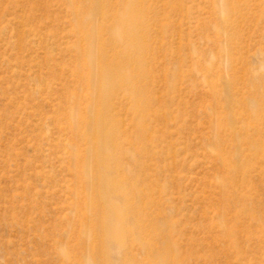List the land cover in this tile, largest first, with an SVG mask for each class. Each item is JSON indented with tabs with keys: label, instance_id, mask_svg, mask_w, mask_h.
Wrapping results in <instances>:
<instances>
[{
	"label": "rangeland",
	"instance_id": "obj_1",
	"mask_svg": "<svg viewBox=\"0 0 264 264\" xmlns=\"http://www.w3.org/2000/svg\"><path fill=\"white\" fill-rule=\"evenodd\" d=\"M93 1L0 0V264H264V0ZM127 2L144 21L145 117L122 88L96 100L101 42L104 67L135 65L120 56ZM98 110L126 149L145 125L140 240L108 215L90 226L74 115Z\"/></svg>",
	"mask_w": 264,
	"mask_h": 264
},
{
	"label": "bare ground",
	"instance_id": "obj_2",
	"mask_svg": "<svg viewBox=\"0 0 264 264\" xmlns=\"http://www.w3.org/2000/svg\"><path fill=\"white\" fill-rule=\"evenodd\" d=\"M93 5L95 8H98V0H94ZM132 8H134L132 2H127L125 4L124 15L119 22L120 26L123 28L121 36L125 39L126 43V46L121 49L120 56L122 57L121 63L122 60L128 62L133 60L135 65H133L130 70L122 66L123 70H125L122 74L114 72L120 65H107L104 67V63L102 64V62H104V57L102 51L103 45L101 42L97 49V60L98 63H100L99 80L102 86H100L97 91L96 100L99 101L100 105L106 110L110 107L113 91L122 88L127 95L133 99L135 102L134 106L142 113V117H145L144 112L147 101H145L144 94L142 93L144 90H141L140 86V79L145 77L144 66L141 64L143 55L142 46L144 43H142L143 31L141 32V27H139L142 26L141 24L144 25V21L142 22V19H139L133 14ZM88 15L86 17H88ZM78 17L77 28L80 33H83L82 39L88 45L90 43L91 33L85 29L84 23L86 17L83 19L80 18V16ZM110 31L112 35L116 37L120 36V33L118 34L115 27ZM89 52V48H87V50H79L80 58L87 61L85 56H87ZM126 66H128V64ZM74 119L75 124L79 125L84 122V125H89L88 131L83 136L90 141L91 156L93 157L88 179V188L90 189L88 202L90 207V226H92V228L97 227L100 223V219L108 215V220L111 216L110 220L113 218V220L115 219L118 221L117 223L120 224L118 226H120V228L122 227L121 230L124 236H134L133 239H136L142 232H145V225L143 223L146 218L145 206L146 203H149L146 200L147 190L145 192L142 187L145 184V179L141 176L145 168L144 158L146 154L144 136L145 125L143 120L141 119L134 124L133 140L129 143L130 147L126 149L120 139L121 134L114 127V123L110 117L102 114L99 110L90 121L82 119L79 116L76 117L75 115ZM77 137H79V135ZM77 176L78 179L81 180L84 177V173L81 172ZM86 180L87 178L85 177V181ZM149 207L147 206V208ZM140 217H142V220L136 226V221ZM161 224L158 223L157 227H160ZM158 230L160 229L158 228L155 232L157 231L160 234ZM161 236H164V234H161ZM126 239L128 238L126 237ZM129 239L128 241H130ZM137 240L140 239L137 238ZM127 243L130 244L129 242ZM140 243H142V246H145V242H142V240ZM153 249H155V247Z\"/></svg>",
	"mask_w": 264,
	"mask_h": 264
}]
</instances>
